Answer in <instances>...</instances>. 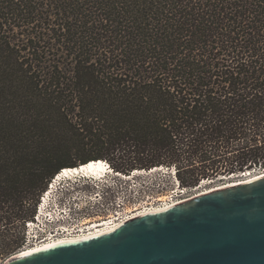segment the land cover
<instances>
[{
  "label": "trees",
  "instance_id": "trees-1",
  "mask_svg": "<svg viewBox=\"0 0 264 264\" xmlns=\"http://www.w3.org/2000/svg\"><path fill=\"white\" fill-rule=\"evenodd\" d=\"M264 168V0H0V259L61 168Z\"/></svg>",
  "mask_w": 264,
  "mask_h": 264
},
{
  "label": "water",
  "instance_id": "water-1",
  "mask_svg": "<svg viewBox=\"0 0 264 264\" xmlns=\"http://www.w3.org/2000/svg\"><path fill=\"white\" fill-rule=\"evenodd\" d=\"M4 264H264V175Z\"/></svg>",
  "mask_w": 264,
  "mask_h": 264
},
{
  "label": "built area",
  "instance_id": "built-area-1",
  "mask_svg": "<svg viewBox=\"0 0 264 264\" xmlns=\"http://www.w3.org/2000/svg\"><path fill=\"white\" fill-rule=\"evenodd\" d=\"M103 163L105 172L98 176L84 174L82 172H72L76 167L61 168L53 175L48 181L47 187L39 196L33 217L26 220L24 223V238L20 249L48 241L89 235L109 227L114 228V226L116 227L127 220L128 217L139 210L157 205L162 206L170 202L173 203L194 197L181 198L184 197V194L190 188L179 185V181L175 176V169L171 167L169 169L173 176V187L164 195V199L150 195L151 201H146L137 206V201L135 202L133 193L130 194L129 197L121 190H117L118 187L121 186V181L119 179L116 180L115 175L120 174L126 176L131 172L129 174L121 173L115 171L106 160H103ZM159 167L162 169L165 168L166 170L168 169L163 166ZM65 170H68V172H65ZM150 170L151 169H148L147 171L151 172L152 170ZM143 171L147 172L146 170ZM134 172H137V170ZM85 184L94 188V196H99L100 193L103 194V191L108 192L110 190V192L108 196H101L100 202L93 201L91 208L84 209L85 207L79 206V204L75 202V199L81 193L87 191V189L83 187ZM112 184L119 185L116 189H113ZM56 186H58L57 189L60 191L62 188L65 190L68 188L69 191L72 190L74 196H70L66 199L69 200L70 203L65 204L64 200H62L59 204L50 206L49 193L51 189ZM156 199L158 202L154 203Z\"/></svg>",
  "mask_w": 264,
  "mask_h": 264
},
{
  "label": "rangeland",
  "instance_id": "rangeland-1",
  "mask_svg": "<svg viewBox=\"0 0 264 264\" xmlns=\"http://www.w3.org/2000/svg\"><path fill=\"white\" fill-rule=\"evenodd\" d=\"M142 170H139L137 172L132 171L129 175L123 176L120 174H116L115 178L116 180L119 179L121 181V186L118 187V185H113V189L121 190L125 195L134 194V200L137 201V206L139 204H143L146 201H151L150 195H154L155 197H161L160 199H164V195H166L169 190L173 187L172 185V172L170 169H162L161 167H153L151 169V172H144ZM104 173V172H103ZM264 173V168L262 169H253L246 173H238L235 175H232L230 177H223L221 180L219 179H203L200 181L198 185L195 187H192L187 190V192L184 194V197L181 198H189L191 196H195L199 193L206 192L210 190L213 187H216L221 184H225V182H229L232 180H245L247 178L253 177L258 174ZM61 186V185H60ZM58 186L51 189V192L49 193L50 200L49 204L50 206L59 204L60 201L64 200L65 204L70 203L69 200H66L70 196H74L72 190L69 191L68 188L65 190L62 188V190L57 189ZM87 191L81 193L78 197H76L77 204L81 207L91 208V204H93V201H101L100 197L108 196L110 190L108 192L103 191L99 196H94V188L89 186L88 184L83 186ZM89 189V190H88ZM130 197V196H129ZM157 203L158 200L156 199L154 203ZM61 204V203H60ZM74 204V203H73ZM91 214V213H90ZM9 256L6 259H0V264H4L10 257Z\"/></svg>",
  "mask_w": 264,
  "mask_h": 264
},
{
  "label": "bare ground",
  "instance_id": "bare-ground-1",
  "mask_svg": "<svg viewBox=\"0 0 264 264\" xmlns=\"http://www.w3.org/2000/svg\"><path fill=\"white\" fill-rule=\"evenodd\" d=\"M73 167H76V168L73 169L72 172H82L84 174H93V175H97L98 176V175L103 174V172H105V166H104V163H103L102 159L90 160V161H88L86 163L80 164V166L78 165V166H73ZM151 169H153V168H151ZM135 170L139 171V169H135ZM135 170H133V171H135ZM65 172H68V170H65ZM244 173H246V171ZM249 174H250V171H249ZM263 175H264V173L255 175V176L247 178L245 180H235V181L232 180V181H229V182H225V184L218 185L216 187L211 188L210 190H208L206 192L199 193V194H197L195 196L206 194V193H208V192H210L212 190L228 188V187L236 186V185H239V184H243V183H246L248 181L254 180V179H256V178H258L260 176H263ZM183 201H185V200L177 201V202H173V203L170 202V203H167V204L162 205V206L161 205H157V206L148 207V208H146L144 210L137 211L136 213H134L132 216H130L128 218L130 219V218L135 217V216H142V215H146V214H149V213H155V212H159V211H164L167 208L171 207L172 205H174L176 203L183 202ZM112 230H113V227H109V228H106V229L101 230L99 232H94V233L89 234V235H84V236H80V237L58 239V240L44 242V243H41V244L30 245V246H27L25 248L20 249L15 254L16 255L17 254L18 255H22V254L31 253L33 251H37V250H40V249H44V248L50 247V246L58 244V243L73 242V241H78V240L80 241L81 239H87V238L95 237L97 235H101V234L107 233V232L112 231ZM15 254H13V255H15Z\"/></svg>",
  "mask_w": 264,
  "mask_h": 264
}]
</instances>
